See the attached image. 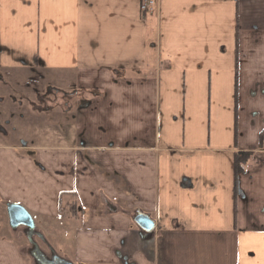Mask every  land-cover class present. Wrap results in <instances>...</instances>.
I'll list each match as a JSON object with an SVG mask.
<instances>
[{
	"label": "crops",
	"instance_id": "1",
	"mask_svg": "<svg viewBox=\"0 0 264 264\" xmlns=\"http://www.w3.org/2000/svg\"><path fill=\"white\" fill-rule=\"evenodd\" d=\"M142 1L0 0V86L99 92L68 132L0 140V202L65 264H264V0ZM20 233L0 232V264H31Z\"/></svg>",
	"mask_w": 264,
	"mask_h": 264
},
{
	"label": "rangeland",
	"instance_id": "2",
	"mask_svg": "<svg viewBox=\"0 0 264 264\" xmlns=\"http://www.w3.org/2000/svg\"><path fill=\"white\" fill-rule=\"evenodd\" d=\"M98 94V91L77 85L71 76H66L60 82L52 72L28 74L26 78L1 84L0 140L3 144L19 145L22 144L21 140L32 141L38 146L42 140H49L53 133L63 128L68 132L76 116L86 110L91 105L92 97ZM5 129L7 134L1 131ZM9 221L7 206L0 202L1 233H9ZM19 237L26 241L23 233ZM35 240L45 253L48 252L41 240ZM62 251L59 250L61 254ZM28 260L33 263L30 256Z\"/></svg>",
	"mask_w": 264,
	"mask_h": 264
},
{
	"label": "water",
	"instance_id": "3",
	"mask_svg": "<svg viewBox=\"0 0 264 264\" xmlns=\"http://www.w3.org/2000/svg\"><path fill=\"white\" fill-rule=\"evenodd\" d=\"M7 206L12 227L19 225H26L30 228L35 227L34 219L24 207L18 204H8ZM135 221L146 232L153 231L155 227L154 221L148 215L142 213L135 216ZM28 239L31 244L30 255L36 264H54V255L49 257L31 236H28Z\"/></svg>",
	"mask_w": 264,
	"mask_h": 264
},
{
	"label": "trees",
	"instance_id": "4",
	"mask_svg": "<svg viewBox=\"0 0 264 264\" xmlns=\"http://www.w3.org/2000/svg\"><path fill=\"white\" fill-rule=\"evenodd\" d=\"M253 153L249 151H238L235 153L234 159V181H235V198L239 194V177L241 174L245 173L247 170V165L249 164ZM235 205V212H236Z\"/></svg>",
	"mask_w": 264,
	"mask_h": 264
},
{
	"label": "flooded vegetation",
	"instance_id": "5",
	"mask_svg": "<svg viewBox=\"0 0 264 264\" xmlns=\"http://www.w3.org/2000/svg\"><path fill=\"white\" fill-rule=\"evenodd\" d=\"M4 134H7L8 133V131L5 129V130H1ZM21 143H25L24 142V140H21L20 141ZM11 144H15V143H11ZM8 205V204H7ZM7 211H8V206H7ZM8 215H9V212H8ZM10 219V218H9ZM22 228L23 229V231H25V234H26V237H27V239H28V236H31L32 238H33V240L34 241H36L35 240V238H37V240L39 239V240H41V242H43L44 241V238H43V236H42V234L37 230V228H36V226L34 227V228H30V227H28V226H26V225H19V226H17V227H14V228ZM28 241H29V239H28ZM30 243V242H29ZM38 244V243H37ZM39 245V244H38ZM31 247V246H30ZM30 250H31V248H30ZM52 255H50V257H51ZM54 264H65V263H63V262H61L58 258H55L54 257Z\"/></svg>",
	"mask_w": 264,
	"mask_h": 264
},
{
	"label": "built area",
	"instance_id": "6",
	"mask_svg": "<svg viewBox=\"0 0 264 264\" xmlns=\"http://www.w3.org/2000/svg\"><path fill=\"white\" fill-rule=\"evenodd\" d=\"M159 0H143L141 10L144 16L154 11Z\"/></svg>",
	"mask_w": 264,
	"mask_h": 264
}]
</instances>
